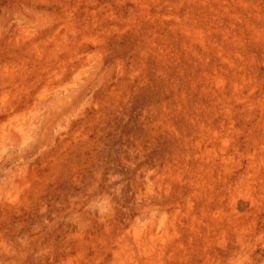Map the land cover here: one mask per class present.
I'll use <instances>...</instances> for the list:
<instances>
[{
	"label": "rangeland",
	"instance_id": "1",
	"mask_svg": "<svg viewBox=\"0 0 264 264\" xmlns=\"http://www.w3.org/2000/svg\"><path fill=\"white\" fill-rule=\"evenodd\" d=\"M0 264H264V0H0Z\"/></svg>",
	"mask_w": 264,
	"mask_h": 264
}]
</instances>
